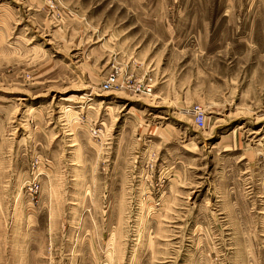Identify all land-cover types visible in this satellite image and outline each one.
<instances>
[{
    "label": "rangeland",
    "instance_id": "obj_1",
    "mask_svg": "<svg viewBox=\"0 0 264 264\" xmlns=\"http://www.w3.org/2000/svg\"><path fill=\"white\" fill-rule=\"evenodd\" d=\"M0 264H264V0H0Z\"/></svg>",
    "mask_w": 264,
    "mask_h": 264
},
{
    "label": "built area",
    "instance_id": "obj_2",
    "mask_svg": "<svg viewBox=\"0 0 264 264\" xmlns=\"http://www.w3.org/2000/svg\"><path fill=\"white\" fill-rule=\"evenodd\" d=\"M116 72H110L107 74L106 78L104 79L101 87L102 89H109L111 88L113 85L116 84ZM148 88V86H146L145 88L142 87V89H146ZM192 118H193V123L195 125H198L199 127H202L203 124H204V119H203V115H202V112L200 110H197L195 109L193 111V114H192ZM33 188L36 189V185H33Z\"/></svg>",
    "mask_w": 264,
    "mask_h": 264
}]
</instances>
